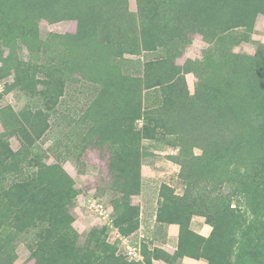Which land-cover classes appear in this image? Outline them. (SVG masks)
<instances>
[{
	"label": "rangeland",
	"instance_id": "374dc122",
	"mask_svg": "<svg viewBox=\"0 0 264 264\" xmlns=\"http://www.w3.org/2000/svg\"><path fill=\"white\" fill-rule=\"evenodd\" d=\"M124 10L153 27L188 26L191 35L164 43L171 47L114 55L87 29L103 13L111 18ZM179 10L187 19L171 20ZM73 17L84 26L77 30ZM103 34L108 40L116 33ZM210 54L206 71L185 65ZM166 57L174 73L155 71L145 79L154 87L138 81L144 64ZM165 92L180 97L181 106L153 115L161 117L158 129L122 117L138 93L144 111L159 109ZM38 110L45 117L36 121L47 122L41 138L29 129ZM188 120L207 124L208 132L193 134L184 127ZM237 122L246 126L240 138ZM224 133L213 155L218 168L194 160L203 154L201 138ZM21 136L36 139L39 165L59 166L74 185L68 212L75 237L59 264H264V252L248 256L264 244V197L239 187L236 177L251 167L264 171V0H0V156L19 151ZM185 163L189 181L179 176ZM36 170L27 162L19 173L0 170V228L9 233L3 191ZM134 187L138 194L130 196ZM222 208L240 215L242 226L224 220L223 242L209 246ZM252 211L261 212L257 232L248 227ZM26 244L8 236L0 264H35ZM43 251L41 264H56Z\"/></svg>",
	"mask_w": 264,
	"mask_h": 264
},
{
	"label": "trees",
	"instance_id": "16d2710c",
	"mask_svg": "<svg viewBox=\"0 0 264 264\" xmlns=\"http://www.w3.org/2000/svg\"><path fill=\"white\" fill-rule=\"evenodd\" d=\"M180 3V8H185L184 2L180 1ZM90 6L91 5L89 4V7ZM114 15L115 16H111L110 18L105 13H103L95 21L91 22V25L87 29V32L90 34H98H94V39H97L96 42L99 41L101 49L114 51L111 49L115 48L114 55H119L121 53L137 54L139 52L140 46L144 48H142L143 50L154 51L157 48L164 46V43H167L171 40L176 42L179 39L182 43L184 39L188 38L185 32H188L189 35H191L190 28L188 26L179 25V23L173 24L171 28H160L157 26H151L149 21H138V18H136L135 15L129 14L128 12H125V10L123 11V16L120 14ZM175 15L176 14L174 12L171 13V20L172 18L176 17L183 20L187 19V16H189L185 10H179L177 13L178 16ZM73 21L77 23L78 30V28L84 26L83 22L85 19L73 17ZM104 30H110L116 34L113 36V38L106 40L103 34ZM166 34L171 35L169 37H165ZM70 35L71 34L68 36ZM168 46L171 47V45ZM133 50H136V53L133 52ZM211 56V54L208 55L202 62H185V65L191 67V69L195 70L196 72L206 71V62H208ZM235 58L241 59L238 55H235ZM255 59L256 57L249 60ZM171 62V59H168L167 57L160 59L158 62H147L144 64V77L142 80L138 81L142 84H145L146 86H152L146 84L145 79L147 81L150 80L153 75H157L155 74V71L160 72L161 70L160 76L168 77L175 71V66L173 64L171 65ZM166 69H168V71H166ZM168 83V86L171 85L170 89L175 88L173 85L175 81H167V84ZM157 85L159 84H156V86ZM205 85L206 80L203 79L200 87H204ZM136 100L138 103H136L135 108L130 113H124L122 117L126 120L143 119L145 128L152 126L153 124L155 125L154 128L157 127L158 129L161 117L154 119L152 116L161 114L163 112L172 111L173 109H180L181 106L180 97L179 99L175 98L174 94L170 92H165V98L163 100L162 106L156 110L145 109L142 111V108L138 109L140 105L142 107L143 103L140 93H138ZM33 116L35 121L33 120L30 122L29 129L35 131L37 138H41L44 134V131L47 129V122L36 121V118L41 120L45 117V113L42 110H38L34 112ZM196 121L198 122L200 120ZM193 125V120H188L184 127L189 128L193 134L202 132V135H204L206 134L205 131L208 132V130H205L207 127V124L205 123H201L200 126ZM234 128L235 132L237 131V135L240 138L242 136V131H245L246 126L244 127L242 124L237 122L235 123ZM21 135H23L22 130ZM26 136L29 135L26 134L25 137ZM225 136L226 135L224 133L220 140H217L216 138V140L212 139V141H206L204 138H201L204 141L202 146L203 154L200 156V158L195 157L194 160L199 161L210 168L212 165L214 169L218 168L221 161H218L217 156L214 158L213 155H216L215 150L222 146L219 142ZM25 137L21 136L22 148L19 151L13 152L12 150L6 149V151H4L0 156V170L3 174L4 172H7V170H10V172L19 173L22 169L23 163L25 162L37 169L35 172L33 171L32 173L27 174V180L20 183H15L8 191H3L2 197L4 198V202L2 206L4 209H6V213L8 215L7 217L9 218L6 221L9 223V227H11L12 231L9 233L4 227L0 228V248L5 246V239L10 236L12 241L17 239L21 240L22 242L26 241V246L29 248L31 252V258L35 261V264H41L43 262L41 254L44 253L43 250L45 249L49 251L51 258L55 259L54 263L59 264L56 259L62 255V252L71 248L75 237V230L72 227L73 220L68 212V205L76 197V192L74 190V185L68 183L69 181L71 182V178L59 166L38 164L39 158L36 151L38 149L36 139ZM221 152H223V147L221 148L219 154ZM193 164L195 165L196 162L194 163L193 161ZM232 164L237 166V162L235 161H233ZM186 167L187 163L182 166L179 176H181L183 180L189 181L192 179V177H188V175H186ZM220 174L222 173L218 172V175ZM236 177L238 179L237 185L239 187H244V189H248L249 192L256 191L258 192L259 196L264 197V171L262 169L257 168L256 171L255 168H247L245 174H237ZM137 179L138 178H136V181ZM132 189L133 192H130L129 195H137L138 188L134 187ZM7 194L8 196L6 197ZM226 209L227 208H222L223 213L218 216L217 221L215 222L213 235L208 241L209 246L215 243L220 244L223 242V239L220 235V228L222 227L224 220L228 223L231 222L232 226H235V229H239L242 226L238 222L241 216L235 214L234 212H230L228 214V210ZM260 213V211H255L252 222L249 221L248 223L249 228L256 227L255 232L258 231L257 225L259 223L261 225L260 219L264 217L263 215L260 218ZM233 219L235 220L232 221ZM173 223L179 224L177 221ZM0 224H3V222L1 223V220ZM239 232L245 233V231L241 229ZM30 234H34V238L31 239L28 237ZM260 234L261 233L257 235ZM238 246L240 247L239 251H242L243 247L240 245ZM263 249L264 244L256 245L253 249V252L251 254L248 253V256L256 257L254 254L257 252H264ZM256 262L257 261H255V263Z\"/></svg>",
	"mask_w": 264,
	"mask_h": 264
},
{
	"label": "built area",
	"instance_id": "2783aa9c",
	"mask_svg": "<svg viewBox=\"0 0 264 264\" xmlns=\"http://www.w3.org/2000/svg\"><path fill=\"white\" fill-rule=\"evenodd\" d=\"M103 208H104V206H103L102 204H100L99 206H97V208H96V209H97V211H100V210H101V209H103ZM135 251H136V250L130 251V253H129V254H130V255H132V254H133L134 256H136V253H135Z\"/></svg>",
	"mask_w": 264,
	"mask_h": 264
}]
</instances>
